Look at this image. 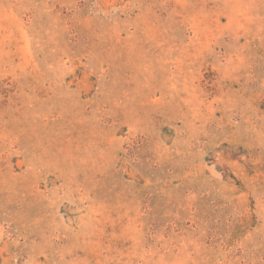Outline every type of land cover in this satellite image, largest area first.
<instances>
[{
	"label": "rangeland",
	"instance_id": "374dc122",
	"mask_svg": "<svg viewBox=\"0 0 264 264\" xmlns=\"http://www.w3.org/2000/svg\"><path fill=\"white\" fill-rule=\"evenodd\" d=\"M0 264H264V0H0Z\"/></svg>",
	"mask_w": 264,
	"mask_h": 264
}]
</instances>
